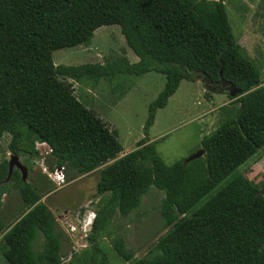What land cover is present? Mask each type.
<instances>
[{"label": "trees", "instance_id": "16d2710c", "mask_svg": "<svg viewBox=\"0 0 264 264\" xmlns=\"http://www.w3.org/2000/svg\"><path fill=\"white\" fill-rule=\"evenodd\" d=\"M103 25L119 26L136 62L120 56L104 63H53L54 50L88 44ZM150 71L163 74L165 84L148 105L145 134L182 80H200L228 95L231 101L218 107L219 126L200 140L202 156L166 164L155 142L144 137L119 157L116 129L74 93L72 81L82 78L96 83ZM4 135L17 156L38 157L35 144H47L44 166L62 168L68 181L102 166L96 183L102 200L87 247L65 263L62 240L68 238L40 201L38 187L22 181L16 168L6 181L8 160H0L1 254L7 264H109L104 238L131 264H264L261 191L235 173L211 193L264 147L261 69L234 37L223 0H0V139ZM151 185L164 193L161 227L168 229L144 256L133 258L135 250L123 236L111 237L109 226L115 214L125 218L138 208Z\"/></svg>", "mask_w": 264, "mask_h": 264}, {"label": "rangeland", "instance_id": "374dc122", "mask_svg": "<svg viewBox=\"0 0 264 264\" xmlns=\"http://www.w3.org/2000/svg\"><path fill=\"white\" fill-rule=\"evenodd\" d=\"M223 3L234 37L261 69L264 84V0H223ZM120 56H125L130 63L137 61L117 25L98 27L88 44L52 52L56 65L104 63ZM72 82L79 101L116 129L122 145L119 157L133 150L138 140L147 137L155 142L156 151L166 164L179 159L185 161L199 150L201 138L212 133L220 124L218 107L230 101L226 93L212 92L200 80H182L167 104L157 109L154 121L145 134L148 105L164 87L163 74L150 71L140 76L119 75L111 81L99 79L94 83L82 78ZM9 141V135L0 139V160H9L13 155L8 148ZM35 147L39 151L38 157L18 156V160L27 168L26 181L38 187L42 195L40 201L51 210L68 238L62 240V259L66 263L73 252L87 247V242L80 237L82 233L78 228L81 225L78 222H86L89 214H95L100 205L102 198L96 193V183L102 166L69 181L64 178V183L58 185L44 171L43 160L50 151L48 145L37 142ZM235 173H242L264 196V147L232 171L211 193ZM163 196L162 190L151 185L138 208L125 218L115 214L109 226L111 237L123 236L127 246L135 250L133 258L144 256L168 229L161 227ZM206 198L203 197L195 208ZM73 225L78 226L76 234L68 233V228ZM1 236L0 264H7L1 254ZM41 241L39 236L34 243L35 250L40 248ZM103 243L108 251L109 264H131L130 260H123L111 249L109 238H104Z\"/></svg>", "mask_w": 264, "mask_h": 264}, {"label": "built area", "instance_id": "2783aa9c", "mask_svg": "<svg viewBox=\"0 0 264 264\" xmlns=\"http://www.w3.org/2000/svg\"><path fill=\"white\" fill-rule=\"evenodd\" d=\"M44 168H45L44 171H47V175L52 181L56 182L58 185L64 183V174H63L62 168H56L53 171L47 170L46 167H44ZM94 217H95V214L91 213L87 217L86 222H84L83 220L82 221L79 220L78 223L81 225L80 228H78V226H75V225L70 226L68 228L69 229L68 233H70V234L75 233L76 234L77 233L76 230L78 228L79 232L82 233V235L80 237L83 240H85V242H87L86 237H87V234L91 228L92 221H93Z\"/></svg>", "mask_w": 264, "mask_h": 264}, {"label": "water", "instance_id": "95a60500", "mask_svg": "<svg viewBox=\"0 0 264 264\" xmlns=\"http://www.w3.org/2000/svg\"><path fill=\"white\" fill-rule=\"evenodd\" d=\"M236 93L235 90H230L229 89V94L230 96H234ZM204 154V150L202 148H200L199 150H197L196 152H194L192 155H190L185 161H184V164L193 160V159H196L200 156H202ZM16 168L19 170L20 174H21V180L22 181H26V177H27V168L25 165L21 164L18 160V156L13 154L11 155L10 159L8 160V174H7V177H6V181L9 179L13 169Z\"/></svg>", "mask_w": 264, "mask_h": 264}, {"label": "crops", "instance_id": "0c3cea01", "mask_svg": "<svg viewBox=\"0 0 264 264\" xmlns=\"http://www.w3.org/2000/svg\"><path fill=\"white\" fill-rule=\"evenodd\" d=\"M230 101H231V100H230ZM228 103H229V102H228ZM228 103H227V104H228ZM223 105H224V104H223ZM220 106H221V105H220ZM149 141H153V140H152V139H149Z\"/></svg>", "mask_w": 264, "mask_h": 264}]
</instances>
